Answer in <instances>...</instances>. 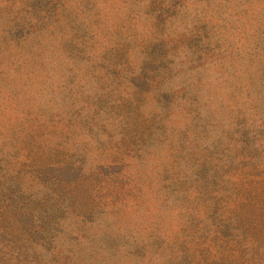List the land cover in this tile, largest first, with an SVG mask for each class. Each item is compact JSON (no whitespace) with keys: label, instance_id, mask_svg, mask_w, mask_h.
Here are the masks:
<instances>
[{"label":"rangeland","instance_id":"374dc122","mask_svg":"<svg viewBox=\"0 0 264 264\" xmlns=\"http://www.w3.org/2000/svg\"><path fill=\"white\" fill-rule=\"evenodd\" d=\"M0 264H264V0H0Z\"/></svg>","mask_w":264,"mask_h":264}]
</instances>
